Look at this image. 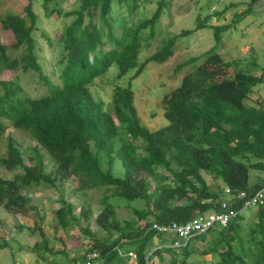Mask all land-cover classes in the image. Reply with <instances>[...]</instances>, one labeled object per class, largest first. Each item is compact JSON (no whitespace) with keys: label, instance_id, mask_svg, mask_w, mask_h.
<instances>
[{"label":"trees","instance_id":"1","mask_svg":"<svg viewBox=\"0 0 264 264\" xmlns=\"http://www.w3.org/2000/svg\"><path fill=\"white\" fill-rule=\"evenodd\" d=\"M64 1L41 0L46 16L70 18L57 39L56 80L46 72L38 50L34 0H28L24 13L8 11L0 17V142L5 120L37 142L22 151L9 135L6 155L0 157L1 166L17 171L11 178L0 175V207L33 220L29 225L16 222L9 232L27 230L38 236L31 251L40 256V264L68 255L51 244L43 225L46 213L34 202V188L46 185L60 192V206L53 214L55 230L75 224L92 239L83 264L93 251L98 252L95 264H128L130 253L135 264H154L155 257L164 260L166 255L169 264H197L189 261L195 254L213 255L204 264H264V201L246 209L247 215L240 211L242 202H233L225 191H255L264 185V178L253 174L264 172V98L249 102L264 83V66L258 68L253 55L251 64L226 60L218 50L223 35L252 14L260 0H249L227 22L226 12L238 3L205 14L204 6L198 7L194 27L166 36L143 60L140 53L155 37L173 0H157L152 14L140 19L135 15L142 0H75L70 9L62 6ZM199 1L190 0V7ZM203 28L212 30L215 45L176 66V71L191 69L163 96L168 124L150 129L139 116L132 80L149 62L167 61L181 38ZM4 31L12 33V44L4 42ZM41 33L54 49L53 40ZM115 65L116 78L135 71L127 84H114L107 104L92 87ZM8 71H13L12 78L3 76ZM31 71L38 74L43 93L32 94L23 85L20 72ZM43 150L53 160L49 171ZM205 173L224 186L211 185ZM73 177L76 190L103 191L96 223L108 237L90 229L94 209L89 202L79 204L65 196ZM224 201L239 210L228 224H216L181 246L169 245L177 237L154 227L220 212ZM123 205L132 210V218H119L117 208ZM6 247L15 254L8 240L0 241V249ZM78 260L72 258L74 264Z\"/></svg>","mask_w":264,"mask_h":264},{"label":"rangeland","instance_id":"2","mask_svg":"<svg viewBox=\"0 0 264 264\" xmlns=\"http://www.w3.org/2000/svg\"><path fill=\"white\" fill-rule=\"evenodd\" d=\"M249 0H200L198 6L190 7V0H173L171 7L163 13L157 27L156 35L150 40V44L145 46L140 53V60H143L148 55L154 53L162 43L163 38L168 35L180 32L184 28H192L195 24V18L198 7L204 6L203 14L214 10H221L227 4L232 2L238 3L239 6L230 8L225 15L224 21H229L235 12H241L246 8V2ZM28 0H0V17L8 11L15 13H24L25 6ZM75 0L64 1L62 6L65 9L72 8ZM209 3V5H208ZM157 6V0H142V7L138 9L136 18H144L150 16ZM33 8L37 14V31L35 32L38 44L40 46L39 53L44 59L46 72L51 74V77L56 80V56L58 55L57 39L61 35L65 23L70 20L64 16L54 14L51 17L45 15L42 8L41 0H34ZM213 23H217V19H213ZM41 31L45 32L49 38L53 40V48L49 44L47 37ZM5 43L12 44L15 41L12 33L4 31L2 33ZM215 45L214 35L211 29L203 28L195 31L188 37H183L178 41L175 53L165 62H149L146 68L132 80V87L135 93V104L138 109L139 116L143 124L150 129H157L168 124V120L164 115L163 96L172 89L179 86L186 72L191 69V66H186L183 69L176 71L178 64L185 61L187 58L195 55H200L212 48ZM218 50L222 56L227 59H238L241 63L252 62V55L256 58L258 68L264 66V0H260L254 7L252 14L248 15L243 21L237 24L236 28L223 35V38L218 45ZM254 68L252 65L250 66ZM135 69L129 70L122 77H117L118 67L112 66L107 74L96 79L92 89L96 96L101 97L105 102L110 104L113 87L115 83L127 84ZM22 74V83L25 88L32 94L43 93L44 89L39 83L38 74L34 71ZM13 71H8L3 74L5 78H12ZM252 94L250 103H254L258 96L264 98V83L255 89ZM7 129L0 142V157L6 155L7 137L11 135L18 143L22 151H26L28 146L36 145L37 142L25 130L18 129L13 126L12 122L5 120ZM45 162L47 170L52 169L53 160L45 150ZM27 160V156H25ZM21 171V170H20ZM17 171H11L0 165V175L2 177L11 178ZM256 176L264 178V172H254ZM211 185L219 184L224 186L222 180L214 179L210 174L205 173ZM65 196L70 199H75L81 204L89 202L94 209V214L90 220V229L97 232L101 237H108V233L100 229L96 223V216L100 211V198L103 191L93 189L89 191L76 190L78 186L77 179L73 177L67 182ZM60 192L52 186L47 187L41 185L34 188V202L40 209L46 213V219L43 223L45 231L51 240V244L55 249L65 250L68 255L59 254L56 257H51L53 264H74L73 257H78L77 264H83L82 256L88 252L93 242L85 232L79 229L75 224L68 227L55 230L54 228V211L60 206ZM140 205V203H138ZM80 206V205H78ZM80 207L76 210L79 212ZM249 215V210L245 211ZM117 214L121 219H130L133 216L132 210L126 206L117 208ZM0 218L3 224L0 223V241L8 240L15 250L12 253L10 247L0 249V264H12L16 260L19 264H40L43 263L37 253L31 251L32 246L38 240L36 234H29L27 230L22 232H9L10 226L16 222L24 224H32L33 220L22 214H11L3 207H0ZM252 218L249 217L251 222ZM85 226L86 222L83 221ZM128 261V264H135V256ZM212 254L202 255L195 254L189 258V261L204 264L205 261H212ZM169 255H166L164 260L155 257L154 264H169ZM151 262L150 264H152ZM97 264V263H96Z\"/></svg>","mask_w":264,"mask_h":264},{"label":"built area","instance_id":"3","mask_svg":"<svg viewBox=\"0 0 264 264\" xmlns=\"http://www.w3.org/2000/svg\"><path fill=\"white\" fill-rule=\"evenodd\" d=\"M227 196L233 202H242V208L240 211H244L248 208L256 207L264 201V185L255 191L247 190H234L231 187L225 189ZM228 201L222 203V209L220 212H205L197 215L191 220L185 222L173 221L170 223L158 224L155 223L154 227L160 232H165L170 235L176 236L177 239L169 245L178 247L184 244L191 236L205 232L210 227L220 224L225 226L228 224L231 217L235 216L239 210L232 208ZM134 255L133 253H130ZM98 256V252L93 251L87 255V259L84 264H95L93 259Z\"/></svg>","mask_w":264,"mask_h":264}]
</instances>
